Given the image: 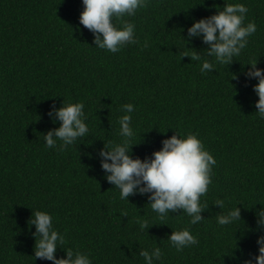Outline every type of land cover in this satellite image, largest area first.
<instances>
[{"label":"trees","instance_id":"16d2710c","mask_svg":"<svg viewBox=\"0 0 264 264\" xmlns=\"http://www.w3.org/2000/svg\"><path fill=\"white\" fill-rule=\"evenodd\" d=\"M225 3L245 4V23L255 22L257 31L232 64L202 74L200 62L182 57L188 49L181 37ZM82 10V0H0V264H51L33 258L35 228L28 221L36 210L53 216L63 248L87 253L92 264H143L139 251L154 245L163 253L156 264H242L257 254L264 120L254 107L257 81L243 72L252 61L264 69V0H149L123 18L136 25L139 43L118 53L95 48L92 33L79 24ZM187 47L207 46L194 40ZM63 99L84 103L89 133L60 151L45 147L42 135L59 126L47 113ZM129 103L133 158L150 157L175 131L198 134L215 157L205 220L190 225L177 212L161 221L147 196L122 201L104 178L97 153L104 142H119L121 105ZM218 198L222 210L213 205ZM237 203L241 221L218 226L216 214ZM141 218L147 231H140ZM182 228L198 244L178 252L167 238Z\"/></svg>","mask_w":264,"mask_h":264},{"label":"clouds","instance_id":"9594fccd","mask_svg":"<svg viewBox=\"0 0 264 264\" xmlns=\"http://www.w3.org/2000/svg\"><path fill=\"white\" fill-rule=\"evenodd\" d=\"M82 5L79 24L92 33L95 48L118 53L125 46L139 43L136 25L123 18L135 16L138 10L148 7L149 0H82ZM247 12L248 8L243 3H225L223 8L216 7L215 14L194 21L187 28V36H180L188 49L182 53V57L200 62L202 74L215 71L217 65L232 64L234 58L240 56L248 46V38L257 31L255 22L245 23ZM117 20L122 21L119 27L115 23ZM194 40H200L207 47L201 52L187 47ZM143 47H149L147 41ZM201 53H204L203 57ZM247 65L250 67L243 75L246 80L257 81L253 85L258 97L254 107L258 110L256 114L259 118L264 120V69L257 67V61ZM232 77L237 79L234 75ZM84 107L83 102H65L64 99L60 107L55 104L51 106L47 115L53 124L59 122V126L42 135L45 147H58V150L64 151L88 135ZM121 111L125 114L118 118L119 142H104L97 153L104 178L118 190L119 199L128 202L130 196H147V205L161 221L177 212L186 214L190 218V225L205 220L201 214L209 210V205L204 197L213 182V169L217 161L198 134L182 135L175 131L174 135L161 142L162 148L154 151L150 157L133 158L132 146L137 145L132 143L136 136L131 116L134 105L123 104ZM257 204L261 206L255 212L256 227L253 230L257 234V254H249L242 264H264V203ZM213 205L219 206L220 210L226 206L225 201L219 198ZM237 205L241 204L237 203L227 211L216 214L218 226L225 227L241 221V209ZM137 222L141 232L150 228L147 219L141 218ZM28 224L35 228L32 234L35 241L34 260H46L51 264H92L87 253L62 247L66 243L65 236L54 228L53 216L49 212L32 211ZM167 240L178 252L198 244L189 228L171 231ZM57 249H63L65 255L57 258ZM138 254L143 258V264H156L163 255L161 247L157 245L152 246L151 250L141 249Z\"/></svg>","mask_w":264,"mask_h":264}]
</instances>
